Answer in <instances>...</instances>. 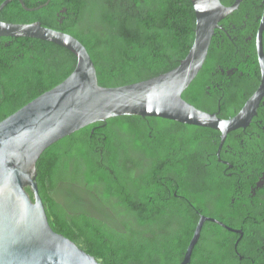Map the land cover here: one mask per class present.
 Instances as JSON below:
<instances>
[{
	"label": "flooded vegetation",
	"instance_id": "1",
	"mask_svg": "<svg viewBox=\"0 0 264 264\" xmlns=\"http://www.w3.org/2000/svg\"><path fill=\"white\" fill-rule=\"evenodd\" d=\"M5 1L0 22L25 24L17 21L29 19L61 32L65 28L80 30L75 22L85 16L90 3L0 0V5ZM235 2L220 0L225 7ZM263 19L264 0H241L219 22L201 71L183 93L184 101L221 120H230L246 108L260 88L264 89ZM5 39L0 37V48L10 47ZM121 122L101 132L91 129L86 144L105 172L113 174V167L120 179L140 181L131 196L128 224L132 228L140 227L146 237L161 235L164 258H184L188 245L182 251L176 236L185 230L184 212L191 213L195 228L201 218L206 219L198 249L193 250L197 264H215L217 258L222 264H264V94L254 115L244 119L243 127L227 133L223 142L216 130L167 119L131 116ZM189 185L198 195L185 194ZM202 186L209 190L204 201L198 197ZM121 194L111 199L113 205L100 206L104 214L124 218L119 215L127 207ZM142 213L159 221L150 227L142 224ZM116 225L122 226L123 221ZM207 244L211 246L208 253ZM213 255L217 258L212 259Z\"/></svg>",
	"mask_w": 264,
	"mask_h": 264
},
{
	"label": "trees",
	"instance_id": "2",
	"mask_svg": "<svg viewBox=\"0 0 264 264\" xmlns=\"http://www.w3.org/2000/svg\"><path fill=\"white\" fill-rule=\"evenodd\" d=\"M99 2L103 10L97 13V23L105 29L104 33L96 32V27H84L83 15L75 22L80 30L65 28L63 31L84 45L101 87L134 84L166 73L178 66L192 46L195 13L190 0ZM17 22L27 24L33 20ZM42 26L48 27L44 23ZM5 40L10 47L0 48V122L63 82L77 63L71 52L51 42L32 38L6 37ZM129 117H116L84 127L41 154L35 165V181L49 225L55 233L74 242L101 264H179L183 255L177 259L163 257L165 243L161 235L146 237L140 227L132 228L128 224L131 196L140 181L135 184L129 179H120L113 167V174L105 172L98 165L97 156L87 147L86 138L91 129L101 132L104 127L122 125L121 120ZM190 185L186 186L185 194L198 195ZM207 187L202 186L200 201L206 200ZM118 192L122 193L123 204L127 206L119 213L124 216L121 219L114 213L104 214L100 207L113 205L111 199L117 197ZM188 214L184 212L182 217L185 230L176 236L180 238L176 245L182 251L195 229L194 215ZM141 216L139 222L149 227L159 221L156 216L146 217L143 213ZM118 220L123 221L122 226L116 225ZM91 222L108 224L88 225ZM199 244L200 241L194 251ZM205 247L208 253L211 246ZM194 251L189 264H197ZM215 257L213 255L212 259ZM213 262L222 264L218 258Z\"/></svg>",
	"mask_w": 264,
	"mask_h": 264
},
{
	"label": "water",
	"instance_id": "3",
	"mask_svg": "<svg viewBox=\"0 0 264 264\" xmlns=\"http://www.w3.org/2000/svg\"><path fill=\"white\" fill-rule=\"evenodd\" d=\"M190 1L195 13L194 40L178 66L145 81L111 88L99 86L90 55L74 36L39 22H0V37L51 42L77 59L74 71L63 82L0 122V264H101L51 229L38 192L36 162L62 138L98 122L139 116L213 129L221 133L223 142L227 133L243 127L244 119L254 115L263 88L230 120L202 112L183 100L182 94L205 63L219 22L241 0L230 7L223 6L220 0ZM7 3L0 5V11ZM205 220L201 218L198 222L179 264L190 263Z\"/></svg>",
	"mask_w": 264,
	"mask_h": 264
},
{
	"label": "rangeland",
	"instance_id": "4",
	"mask_svg": "<svg viewBox=\"0 0 264 264\" xmlns=\"http://www.w3.org/2000/svg\"><path fill=\"white\" fill-rule=\"evenodd\" d=\"M99 2V0H91V2L88 4L86 11H85V20H84V27H91L92 29L99 33H104L105 29L101 26L99 27L97 23V13L101 12L103 10L102 4Z\"/></svg>",
	"mask_w": 264,
	"mask_h": 264
}]
</instances>
